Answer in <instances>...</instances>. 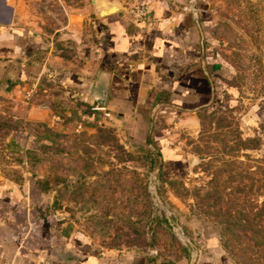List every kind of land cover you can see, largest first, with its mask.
<instances>
[{
	"label": "rangeland",
	"instance_id": "rangeland-1",
	"mask_svg": "<svg viewBox=\"0 0 264 264\" xmlns=\"http://www.w3.org/2000/svg\"><path fill=\"white\" fill-rule=\"evenodd\" d=\"M135 3L134 8L148 5ZM89 5L39 0L44 36L53 37L59 53L68 54L85 39L77 43L69 33L54 31L68 21L65 9L84 11ZM171 5L204 7L202 46L213 54L218 82L210 104L193 118L172 120L177 125L167 134L169 146L180 151L181 160L172 168L167 161L163 174L154 175L146 114L139 113L141 121L101 115L77 130L57 131L27 120L25 105L0 91V177L18 184L28 175L44 181L50 211L64 227L104 247H151L173 264H264V145L246 127L252 106L264 97V0ZM150 186L194 247L183 246L152 215ZM208 238L214 239L210 247Z\"/></svg>",
	"mask_w": 264,
	"mask_h": 264
},
{
	"label": "crops",
	"instance_id": "crops-1",
	"mask_svg": "<svg viewBox=\"0 0 264 264\" xmlns=\"http://www.w3.org/2000/svg\"><path fill=\"white\" fill-rule=\"evenodd\" d=\"M89 1L84 11L65 9L68 21L54 29L77 43L85 38L61 54L53 37L44 36L39 0H0V91L25 105L27 120L57 131L77 130L101 115L141 121L139 113L150 117L168 103L156 108L152 133L172 168L181 160L169 146L173 118H193L218 84L213 54L202 46L204 7L147 0L149 12L139 18L135 0H115L122 9L99 17ZM247 119L248 132L264 145V97ZM36 179L28 175L18 184L0 177V264H173L151 247H104L67 229Z\"/></svg>",
	"mask_w": 264,
	"mask_h": 264
},
{
	"label": "built area",
	"instance_id": "built-area-1",
	"mask_svg": "<svg viewBox=\"0 0 264 264\" xmlns=\"http://www.w3.org/2000/svg\"><path fill=\"white\" fill-rule=\"evenodd\" d=\"M149 12L148 6L142 4L132 10V13L139 18L145 17ZM152 215L161 219L164 226L168 228L175 239L185 247H194L191 237L187 231L178 223L177 217L165 203H162L153 186H150Z\"/></svg>",
	"mask_w": 264,
	"mask_h": 264
},
{
	"label": "water",
	"instance_id": "water-1",
	"mask_svg": "<svg viewBox=\"0 0 264 264\" xmlns=\"http://www.w3.org/2000/svg\"><path fill=\"white\" fill-rule=\"evenodd\" d=\"M190 1H192V0H190ZM93 4L95 5V8H96V14L99 17H103L105 15L107 16V14H109V13H112V12H115V11H120L122 9L115 2H107V1H104V0H95V1L93 0ZM204 58H205V56H204V53L202 52L200 59L202 61H204L205 60ZM102 94L105 95L106 92L103 91ZM213 99H214V95L212 96L210 102H212ZM99 101H100V99H99ZM160 105H168V106H170V104H168V103H161V104H159V105H157V106H155L153 108V110L151 111V114H150V125H149V130H148V133H147V137H146L147 144L150 145V147L154 150V152L156 153V155L158 157V163H157L156 169L154 171V175L158 171H160L163 162H162V158H161L160 153L157 152L158 150L156 149V147L152 145V143L149 140V137H150V133H151V131L153 129L155 110Z\"/></svg>",
	"mask_w": 264,
	"mask_h": 264
},
{
	"label": "trees",
	"instance_id": "trees-1",
	"mask_svg": "<svg viewBox=\"0 0 264 264\" xmlns=\"http://www.w3.org/2000/svg\"><path fill=\"white\" fill-rule=\"evenodd\" d=\"M153 143V145L156 147V149L158 150L157 152H159L160 153V155H161V158H162V167H161V169H160V171H159V173L160 174H163L162 172H163V170H164V168L166 167V163H165V161H164V159H163V156H162V153H161V150L156 146V144L154 143V142H152ZM155 162H156V164H157V155H156V153H155ZM168 167H169V165H167ZM36 183L39 185V187L41 188V190L43 191V192H45V190H46V183L44 182V181H42V180H39V179H36ZM51 209V208H50ZM212 240H214V239H206V244H207V246L208 247H210L211 246V241ZM223 262L221 261V260H217V261H214L213 263H210V264H222Z\"/></svg>",
	"mask_w": 264,
	"mask_h": 264
}]
</instances>
